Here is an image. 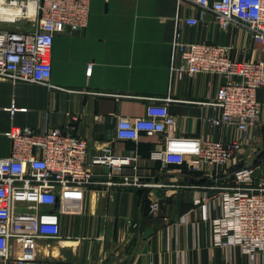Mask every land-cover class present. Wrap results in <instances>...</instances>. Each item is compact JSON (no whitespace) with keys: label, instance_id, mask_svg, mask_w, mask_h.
Returning a JSON list of instances; mask_svg holds the SVG:
<instances>
[{"label":"crops","instance_id":"0c3cea01","mask_svg":"<svg viewBox=\"0 0 264 264\" xmlns=\"http://www.w3.org/2000/svg\"><path fill=\"white\" fill-rule=\"evenodd\" d=\"M199 12L197 5L179 6L177 0H91L88 25L55 36L49 84L0 80V156L11 150L5 131L14 124L40 132L59 127L86 138L95 173L87 187L60 192L55 209L64 237L35 240L30 264H253L240 246L217 244L210 219L222 209L213 187L231 184L240 163L261 164L254 183L264 180L263 90L257 92L260 123L249 131L236 160L220 170L153 158L163 146L158 136L142 133L139 140H125L116 134L119 117L144 115L151 98H170L176 135L223 141L236 135L235 128H214L207 121L219 113L211 103L223 78L172 71V42L177 37L228 45L238 60L264 59V51L248 28L224 29L212 12L197 25L177 28L178 16ZM12 103L27 110L12 114ZM108 144L117 156L135 152L138 159L115 173L107 164L92 163ZM124 174L137 183H105L123 182ZM201 194L214 195L206 199L207 219L196 203ZM156 202L159 207L152 210Z\"/></svg>","mask_w":264,"mask_h":264},{"label":"built area","instance_id":"2783aa9c","mask_svg":"<svg viewBox=\"0 0 264 264\" xmlns=\"http://www.w3.org/2000/svg\"><path fill=\"white\" fill-rule=\"evenodd\" d=\"M177 1L179 6L189 2L200 8L198 16H178V29L184 23L197 25L212 12L224 29L231 24L248 28L253 41L264 51V0ZM90 13L91 0H0V80L16 85L49 84L55 36L85 28ZM230 50L228 45L176 37L171 70L223 78L211 103L219 113L207 121L214 128H235L231 140L176 135V118L167 103L170 98H151L144 115L119 117L117 138L139 140L142 133L155 135L163 143L154 151L155 159L201 170L228 167L243 149L249 131L261 121L257 92L264 91V59L238 60ZM178 57L180 62L176 63ZM8 109L12 114L27 110L15 103ZM5 136L11 140V150L0 156V261L30 264L28 254L35 240L64 237L61 216L55 209L60 192L68 187H87L94 183L95 173L88 161V141L69 130L52 127L40 132L14 124ZM137 159L135 152L117 156L108 144L91 162L107 164L115 173ZM261 167L242 166L231 175V184L213 187L219 190L222 209L210 219L217 244L240 246L252 257L253 264H264V180L254 183V174ZM123 177V182L105 183H137L130 181L128 174ZM212 196L201 194L196 200L205 219L206 199ZM158 207V202L152 204V210Z\"/></svg>","mask_w":264,"mask_h":264},{"label":"trees","instance_id":"16d2710c","mask_svg":"<svg viewBox=\"0 0 264 264\" xmlns=\"http://www.w3.org/2000/svg\"><path fill=\"white\" fill-rule=\"evenodd\" d=\"M184 165H186V164H184ZM239 167H242V164L241 163L239 164Z\"/></svg>","mask_w":264,"mask_h":264}]
</instances>
